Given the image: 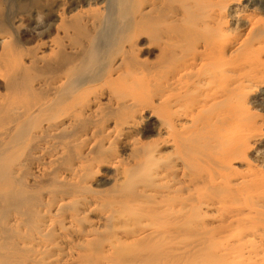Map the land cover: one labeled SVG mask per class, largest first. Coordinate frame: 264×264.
Masks as SVG:
<instances>
[{"label": "bare ground", "instance_id": "bare-ground-1", "mask_svg": "<svg viewBox=\"0 0 264 264\" xmlns=\"http://www.w3.org/2000/svg\"><path fill=\"white\" fill-rule=\"evenodd\" d=\"M264 0H0V264H264Z\"/></svg>", "mask_w": 264, "mask_h": 264}, {"label": "rangeland", "instance_id": "rangeland-1", "mask_svg": "<svg viewBox=\"0 0 264 264\" xmlns=\"http://www.w3.org/2000/svg\"><path fill=\"white\" fill-rule=\"evenodd\" d=\"M7 1V0H6ZM264 113V112H263Z\"/></svg>", "mask_w": 264, "mask_h": 264}]
</instances>
